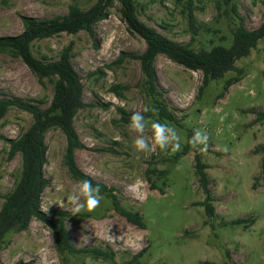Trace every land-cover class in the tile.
Here are the masks:
<instances>
[{
	"label": "rangeland",
	"instance_id": "rangeland-1",
	"mask_svg": "<svg viewBox=\"0 0 264 264\" xmlns=\"http://www.w3.org/2000/svg\"><path fill=\"white\" fill-rule=\"evenodd\" d=\"M137 1L140 20L168 38L189 43L194 50L230 43L231 30L237 22L232 4L249 30L264 18V0H230L227 5L222 0H193L199 31L190 40L180 6L173 0ZM94 2L0 0V36L19 34L23 29L22 15L48 18L66 13L69 4L86 9ZM69 42L85 103L73 118L82 144L74 150L77 167L113 188L120 205L141 214L145 221V228L128 222L102 195L95 211L71 214L66 219L65 226L75 247L109 245L115 251L114 264H123L144 247L142 264H264V173L260 171V154L253 151L264 141V121L254 122V112L264 110V39L258 40L247 56L235 61L242 69V78L221 97L218 95L224 79L234 72H227L199 91L200 70L187 69L164 54L156 55L157 84L164 89L166 106L175 120L158 119L156 115L151 119L178 131L185 153L176 160L174 155L182 150L135 152L129 121L120 118L117 110L121 107L131 115L151 105L139 60L133 58L144 51L146 43L127 27L118 0H113L106 17L94 24L92 34L84 30L61 32L35 41L32 51L37 56L56 58ZM112 84L120 85L121 96L110 91ZM0 91L24 100L42 99L44 103L37 104L43 108L52 97L53 87L47 79L39 82L21 58L0 52ZM31 120L29 113L17 108L8 109L0 118V206L20 168L18 154L7 157L5 139L16 138ZM195 128L209 133L207 151H196L186 142L191 137L189 129ZM44 140L47 150L43 173L49 182L42 192L40 206L42 210L48 208L45 212L50 214L52 209H64L55 202L60 198L66 200L71 185L78 180L71 177L63 163V132L50 128ZM195 153L207 166L214 208L211 216L200 204L205 193L194 172ZM146 168L156 170L148 174L156 184L154 189L149 187ZM161 169L166 170L164 178L158 176ZM238 219L242 221L232 223ZM108 234L114 242H109ZM18 259L31 264H113L84 253L63 261L51 231L35 218L25 230L10 231L4 237L1 263L12 264Z\"/></svg>",
	"mask_w": 264,
	"mask_h": 264
},
{
	"label": "trees",
	"instance_id": "trees-1",
	"mask_svg": "<svg viewBox=\"0 0 264 264\" xmlns=\"http://www.w3.org/2000/svg\"><path fill=\"white\" fill-rule=\"evenodd\" d=\"M180 6V13L186 21V27L191 34L190 40L199 31V26L194 15L193 0H173ZM225 5L230 0H222ZM122 16L127 27L142 37L146 43L144 51L133 58L139 60L140 70L144 76L146 95L150 99L151 106L158 109L155 113H148L150 118L157 116L158 119L174 121L173 112L167 108L164 98V89L157 84L154 60L157 54H164L172 61L191 70H200L201 84L199 91L211 81L222 78L227 72H234L223 81L221 97L228 87L242 78V69L235 65V61L247 56L251 49L255 48L258 40L264 39V18L261 23L252 30L245 27L243 18L231 5L237 22L231 30V41L228 45L216 44L210 48L200 47L194 50L189 43H180L159 33L155 28L147 25L138 17L137 0H118ZM113 0H95L86 9L77 4H69L67 12L48 18H34L26 15L21 16L22 31L17 35L0 36V52L19 57L27 67L36 75L39 82L47 79L52 82V97L45 107H40L38 101L24 100L17 96H7L0 91V118L10 108H17L30 114L32 120L29 126L16 138L5 139L8 144L7 157L12 158L15 154L20 156V168L13 187L3 195L0 206V251L5 235L10 231H21L27 228L29 221L35 218L42 222L52 233L54 246L61 259L64 261L73 255L84 253L92 258H98L103 262L114 264L115 251L109 246H90L76 248L67 232L65 221L71 216V212L64 209H52L47 214L41 209V195L49 180L44 176L43 166L46 163L47 145L44 140L45 132L50 128H59L65 135L66 144L63 152V163L71 177L74 179H90L92 183L99 184L101 193L108 197L113 208L125 219L139 228H145V221L141 214L124 208L120 205L113 188L97 181L89 174L77 167L74 159V150L82 146L79 137L73 126V118L77 110L85 103L82 100L83 84L78 72L72 65V43L63 46L56 58H48L44 54L37 56L32 51L35 41L65 33H76L84 30L92 34L94 24L105 18L107 10L112 6ZM225 40L226 38L223 37ZM118 59L122 61V56ZM103 74L102 71H100ZM110 91L116 96H121L120 85H110ZM108 104L106 103L105 106ZM120 118L128 122L131 115L125 110L117 107ZM254 122L264 121V110H256ZM128 116V117H126ZM191 131V132H190ZM193 130L188 131L192 135ZM254 153L260 154V171L264 173V141L257 144ZM185 153L183 149L174 155V160ZM195 174L201 185L205 198L200 204L209 216L213 215V197L209 191V181L205 172L206 164L200 161L197 153L194 154ZM156 172L153 168H146V179L149 187L154 189L156 184L148 175ZM158 176L165 177L166 170L157 171ZM162 188L160 189V191ZM253 219V218H252ZM242 220H233L238 223ZM145 247L132 254L123 264H142V257ZM0 264L1 260H0ZM12 264H31L30 261L18 259Z\"/></svg>",
	"mask_w": 264,
	"mask_h": 264
},
{
	"label": "clouds",
	"instance_id": "clouds-1",
	"mask_svg": "<svg viewBox=\"0 0 264 264\" xmlns=\"http://www.w3.org/2000/svg\"><path fill=\"white\" fill-rule=\"evenodd\" d=\"M158 109L145 105L139 111H134L129 118L128 131L133 133L132 147L137 153H151L156 149L171 151L182 150L181 136L175 127L152 120L148 113H155ZM210 136L206 129L195 128L187 143L196 151L204 152L209 148ZM227 149H225L226 151ZM66 200L60 198L55 202L61 208L67 209L72 215L81 212H93L103 199L99 184H93L90 179H80L73 183L66 195ZM51 204V203H50ZM69 207H65V205ZM47 211L48 208L43 209ZM109 242H114V237L108 234Z\"/></svg>",
	"mask_w": 264,
	"mask_h": 264
}]
</instances>
